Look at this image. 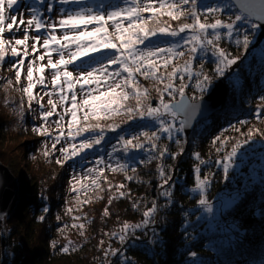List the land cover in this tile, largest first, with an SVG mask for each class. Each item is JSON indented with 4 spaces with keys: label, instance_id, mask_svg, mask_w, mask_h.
Wrapping results in <instances>:
<instances>
[{
    "label": "trees",
    "instance_id": "obj_1",
    "mask_svg": "<svg viewBox=\"0 0 264 264\" xmlns=\"http://www.w3.org/2000/svg\"><path fill=\"white\" fill-rule=\"evenodd\" d=\"M100 2L88 0L93 6ZM103 2L109 6H131L125 5L123 0ZM72 5L73 9L86 6ZM229 14L225 11L206 21L202 16L201 20L212 23L219 18L227 22ZM161 20L174 30L183 23H191L190 18L172 20L163 16ZM92 27L94 25H89V30ZM240 27L243 30L246 26ZM109 31L113 29L110 27ZM59 33L62 30H58L57 35ZM188 35L187 32L178 37L160 35L154 37L153 42L159 47H171ZM243 35V31L234 33L231 40L225 36L220 41V47L242 61L229 70L231 75L229 72L225 77L215 75L217 58L211 50H198L192 58L187 51L189 45L183 43L177 51H183L184 56L174 59L167 69L160 68L158 75H166L173 66H182L191 59L192 78L185 75L183 81L189 98H200L201 95L196 88L197 73L212 77L205 94L210 84L220 80L226 82L228 96L222 109L198 122L189 134L185 131L174 133L172 140L161 134V139L156 141L158 148L150 150L151 145L142 134L148 132L151 135L157 130L155 121L139 117L129 120L126 115L96 120L91 114L85 121L83 116L87 109H84L78 112V126L83 128L99 123L104 129V140L68 161H64V154L59 151L61 146L78 145L85 138L99 135V130L86 132L75 141L66 139L70 114L65 116L63 129L52 123L70 104L65 105L43 125L53 137L60 131L65 134L57 148L52 149L51 139L33 131L43 124L36 103L40 89L34 88L33 110L29 111L27 97L20 90L27 80L21 79V84L17 85L14 72L6 70L12 67L9 62L13 58L9 52L0 67V160L11 166L20 183V196L11 215L4 221L0 219V264H264V165L260 162V156L264 155L260 148V142L264 141V38L260 39L261 28L255 32L249 29L251 43L243 50L235 44V40H242ZM30 48L29 56L32 55ZM27 63L21 68L22 76L26 73ZM236 73L240 80L233 88L230 81L235 80ZM6 79H11L12 84L8 85ZM45 81L52 86L51 77L45 76ZM137 81L141 89L148 90L149 99L145 103L158 106L156 89H162L163 84L139 75ZM173 83L177 88L181 85L179 78ZM175 98L180 99L178 94ZM81 99L78 95V104ZM164 99L171 102L172 98L166 93ZM21 104L22 116L19 114ZM126 106H135V100L130 99ZM110 126H115V131L109 130ZM250 131L254 132L252 139L257 142L256 151L246 149L248 157H241L244 162L238 160L225 176L224 157L237 141L243 142ZM133 137H139L144 147L125 153L121 138ZM176 139L180 140L179 144ZM164 148H167V154L157 158L159 150ZM46 151L48 155H45ZM197 155L204 163L196 159ZM57 160L63 163L58 164ZM101 160L103 163L97 165L96 162ZM120 164L135 165L136 172L119 169L113 172L108 167L118 168ZM160 166L171 176V187L166 186L172 193L170 197L161 195ZM95 168L104 169L99 178L103 190L85 191L77 184V190L73 191L76 178L91 188V179L95 175L90 177L88 170ZM197 176L209 181L206 192L209 203L213 205L224 200L213 205L211 214L198 207L199 193L192 191ZM121 184L124 188L118 191L116 186ZM120 191L125 193L123 198L119 196ZM153 203L157 211L146 227L129 232L124 242L118 236L110 235L119 233L124 223L140 224L143 213ZM42 216L43 220L40 219ZM73 224L77 227H72ZM81 224L83 229L79 227ZM65 247H69L68 252L63 251ZM192 253H195L194 258Z\"/></svg>",
    "mask_w": 264,
    "mask_h": 264
},
{
    "label": "snow or ice",
    "instance_id": "obj_2",
    "mask_svg": "<svg viewBox=\"0 0 264 264\" xmlns=\"http://www.w3.org/2000/svg\"><path fill=\"white\" fill-rule=\"evenodd\" d=\"M127 7H117L106 5L103 0L98 5L93 6L88 0H24V4L31 10V18L24 20L23 17L17 19L16 13L20 11L18 0H0V67L9 55L14 59L11 68L6 69L14 72L15 82L21 84L22 73L21 68L25 65L30 53L29 40L31 43V54L33 59L28 61L26 65V86H21L20 90L27 97L29 111H32V102L35 99L33 94L37 84L47 89L45 81L46 68L51 70L52 90L45 91L44 95L49 97L47 103L51 106V110L43 111V97L36 103L42 110L40 119L43 124L33 129L38 135L47 136L51 139L52 149H56L64 137V132L60 131L55 137L48 133L43 125L49 122V118L56 114L57 103L63 108V114H59L58 119L52 121L58 129H63L65 116L70 114L67 121L68 133L66 139L75 141L77 137L82 136L86 132L99 130V135L91 138L83 139L78 145L71 143L69 147L61 146L59 151L64 154V161L71 160L80 156L86 150L93 149L104 140L103 127L99 123L96 125H88L79 127L78 112L84 111L83 119L87 121L89 114L96 120L110 119L117 115H126L129 120L136 117L140 119H151L158 124V129L153 131L151 135L144 132L142 135L151 145L150 150H156L158 145L156 141L161 139V134H166L164 138L172 140L174 133L183 132L192 121L198 118L201 111V101L206 92V85L209 84L212 77L202 72L197 73L198 82L196 88L200 92V98L195 96L190 99L186 98L185 88L183 84L185 75L188 79L192 78L191 59L182 66H173L172 71L166 75H158L161 67L167 69L177 57H183V51H177L181 43L189 45L187 51L192 58L198 50H211L212 55L217 58L214 73L218 77H225L226 72H231L234 65L239 61L232 53L227 52L220 47V41L223 37L229 40L233 38L234 33L244 32L243 39H236L235 44L238 48L247 50L250 46L248 30L253 32L264 26V0H222L217 3L216 0H123ZM47 3L46 11L52 13L56 4L61 5L58 14L61 17L58 22L55 20H44V9L36 7L37 4L44 5ZM70 4H83L85 7L78 9L66 8L64 6ZM228 11V21L216 18L214 22H202L201 17L205 21L209 17H216ZM145 13L148 15L146 16ZM167 16L172 20L191 19V23H183L178 29H172L165 25L161 17ZM89 25H94L90 30ZM240 25L246 26L243 30ZM14 26H16L14 28ZM113 31L110 32L109 28ZM29 29H33L37 35L30 36ZM62 30L61 35H57V31ZM221 30H224L223 32ZM23 31V38L10 37L5 38V33H14ZM43 32L41 36L39 33ZM189 33L182 42L178 41L171 47H159L153 38L166 35L178 37L182 33ZM149 44L152 46L149 47ZM39 45V47H38ZM143 46V47H141ZM43 49V53L36 55ZM21 49H23L21 51ZM57 58L54 60L53 56ZM20 58L15 60V58ZM47 58L46 66L44 64L37 65L36 60L44 61ZM69 66H72L71 69ZM34 73L38 77H34ZM151 78L156 83L163 84V88H157L159 93L158 106L151 103H145L149 99L147 89H141L138 85L137 76ZM202 77V79H200ZM179 78L181 85L177 88L174 86V80ZM239 73L235 74V80L230 81L233 88L239 83ZM8 85L12 84L11 79H6ZM131 89V92L128 91ZM170 96L171 102H165V94ZM53 94L58 97L57 101L52 99ZM70 94V95H69ZM180 99H176V95ZM78 95L82 97L78 104ZM135 100V106H126L129 100ZM19 114L23 115V104L20 106ZM259 118V113L257 114ZM177 121L179 124L177 126ZM243 123V122H241ZM109 130L115 131V126H110ZM253 131H250L247 138L243 141H237L231 148V151L224 157L223 170L227 176L230 167L237 165V161L243 163L249 153L246 149L256 151L257 142L252 139ZM219 139V138H217ZM122 150L129 153L130 150L143 149L144 144L140 142L139 137L132 139H123ZM136 141L133 143V141ZM179 144L180 140L176 139ZM261 151L264 152V141L260 142ZM118 149H114L117 151ZM167 148L159 150L157 158H163L167 154ZM45 155H48L47 151ZM175 157H173L174 159ZM200 160L199 155L196 156ZM58 164L63 161L57 160ZM137 161L136 163H142ZM260 162L264 165V155L260 156ZM97 165L103 161H97ZM200 163L204 161L200 160ZM218 163H220L218 161ZM111 171H132L136 172L135 165L120 164L118 168L108 166ZM200 169L197 167L196 172ZM104 169H89L88 175L93 174L95 178L91 179V188L87 183H82L79 178L73 185L72 190L76 191V185L79 184L85 191L103 190L101 188L99 178L103 176ZM158 174L163 183L160 188L162 196L170 197L172 193L168 190L170 175H166L163 166L158 168ZM129 180L133 179L128 177ZM168 186V187H166ZM209 186L207 178L200 179L197 176L194 192L199 193L198 207L204 212L211 214L213 205L209 203L206 192ZM117 190L124 188V185L116 186ZM111 190V188L109 189ZM120 198L125 193L119 192ZM112 199H115L113 197ZM111 202V200H110ZM135 207V204L133 205ZM48 209H45L47 212ZM71 211V210H69ZM157 211L155 203L151 208L143 213V220L140 224L130 225L124 223L119 233L110 235L118 236L121 242L125 241L129 232L146 227ZM105 209V215H107ZM41 220L44 219L42 216ZM79 219V218H77ZM72 227H77L73 224ZM81 229L84 225H79ZM83 235V232H81ZM103 243V241L101 242ZM64 252L69 251V247L63 249ZM108 253H106L107 255ZM115 255V252H112ZM195 257V253L191 254Z\"/></svg>",
    "mask_w": 264,
    "mask_h": 264
},
{
    "label": "water",
    "instance_id": "obj_3",
    "mask_svg": "<svg viewBox=\"0 0 264 264\" xmlns=\"http://www.w3.org/2000/svg\"><path fill=\"white\" fill-rule=\"evenodd\" d=\"M264 38V26L261 27L260 39ZM228 96L225 80L210 84L207 94L201 101V111L198 118L185 129L189 134L197 121L212 116L221 110ZM186 98L190 99L187 95ZM44 108V107H43ZM20 188L18 181L10 168L0 160V219L8 218L16 209L19 201Z\"/></svg>",
    "mask_w": 264,
    "mask_h": 264
},
{
    "label": "rangeland",
    "instance_id": "obj_4",
    "mask_svg": "<svg viewBox=\"0 0 264 264\" xmlns=\"http://www.w3.org/2000/svg\"><path fill=\"white\" fill-rule=\"evenodd\" d=\"M21 2V3H20ZM18 3H19V5H20V11L18 12V13H16V15H17V19H18V22H19V19L21 18V17H23L24 18V20L25 21H27V19H30L31 18V10H30V8H28L27 7V5H25L24 4V0H18ZM36 7H39V8H42V9H44V16L42 17V19H44V20H55L56 22H58V20L61 18L60 16H59V14H58V9L61 7V5H59V4H56L55 5V7H54V10H53V12L52 13H48L47 11H46V9H47V3H45L44 5H39V4H37L36 5ZM64 7H66V8H71V9H73L74 8V6L72 5V4H70V5H67V6H64ZM16 26H14V28H15ZM59 30V29H58ZM29 33H30V36H35V35H37V33L33 30V29H29ZM43 32H41V33H39V35H41V36H43ZM62 33H59L58 35H61ZM23 35H24V33H23V31H18V32H14V33H5V38L6 39H8V38H10V37H18V38H23ZM31 43H32V40L30 39L29 40V46H31ZM30 52H31V48H30ZM43 53V51L42 50H40V54H42ZM39 53H37L36 55H40ZM18 59H20L19 57L18 58H15V60H18ZM33 59V56L31 55V56H29L28 57V59L25 61V64L28 62V61H30V60H32ZM46 61H47V59H46ZM15 61H14V59L12 60V61H10L9 62V66H11V65H13V63H14ZM10 63H11V65H10ZM36 64L37 65H40V63H39V60H36ZM45 66H46V64H47V62L46 63H43ZM51 70H49V69H47L46 68V70H45V76L46 77H51L50 75H49V72H50ZM26 77V73L25 74H23V76H22V79H26L25 78ZM34 77H38V74H35L34 73ZM210 87V86H209ZM209 87H208V89H209ZM36 88H38V89H40V95L38 96V99L40 100V97H43V100L41 101L42 103H43V105L45 106V109L43 110V111H49V110H51V106L47 103V101H48V99H49V97L47 96V95H44V92L47 90V91H51L52 90V86H50V89H46V90H44V89H42V88H44L43 86H41V85H39V84H37V86H36ZM208 91V90H207ZM207 94V93H206ZM205 94V95H206ZM189 97V96H188ZM52 99L54 100V101H57V99H58V97L55 95V94H53V96H52ZM69 104H70V100H69ZM65 106V105H64ZM63 106L60 104V103H57V108H56V110L58 109V110H60L61 108H62ZM40 112H41V110H39V116H40ZM210 117V116H209ZM208 118V117H207ZM207 118H204V119H201V120H199V121H197V123H196V125H195V127L197 126V124H198V122H200V121H202V120H205V119H207ZM177 123V126H178V122H176ZM195 127H194V129H195ZM193 129V130H194ZM185 131V130H184ZM9 168H10V170L12 171V168H11V166L9 165L8 166ZM17 179V178H16ZM17 181H18V179H17ZM18 184H19V188H20V183L18 182ZM20 193V192H19ZM20 196V195H19ZM222 202H224V200H221V201H219V202H217L216 204H213V205H219L220 203H222ZM4 219H6V218H1V221H4Z\"/></svg>",
    "mask_w": 264,
    "mask_h": 264
},
{
    "label": "bare ground",
    "instance_id": "obj_5",
    "mask_svg": "<svg viewBox=\"0 0 264 264\" xmlns=\"http://www.w3.org/2000/svg\"><path fill=\"white\" fill-rule=\"evenodd\" d=\"M53 59L55 60L56 59V56L53 57ZM40 64H43V61H39ZM47 88L50 89V82H47ZM44 89V88H42ZM46 90V89H44Z\"/></svg>",
    "mask_w": 264,
    "mask_h": 264
}]
</instances>
